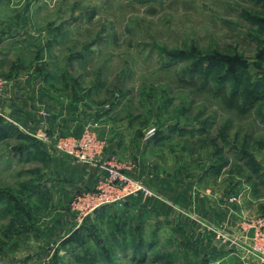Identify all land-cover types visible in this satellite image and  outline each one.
Returning a JSON list of instances; mask_svg holds the SVG:
<instances>
[{
	"label": "rangeland",
	"instance_id": "rangeland-1",
	"mask_svg": "<svg viewBox=\"0 0 264 264\" xmlns=\"http://www.w3.org/2000/svg\"><path fill=\"white\" fill-rule=\"evenodd\" d=\"M263 52L264 0H0L1 61L13 64L20 78L29 71L30 78L46 73L51 87L41 98L85 100L91 112L80 129L51 137L72 144L89 134L98 143L85 151L91 161L54 150L51 160L61 154L70 168L113 161L129 176L118 161L104 158L107 142L91 118L106 116L102 122L115 133L114 141L125 143L129 157L141 155L151 172L140 173L144 179L129 177L157 199L145 178L176 184L170 197L187 206L192 194L207 202L225 197L230 206L241 195L247 221L264 216ZM196 76L201 87L191 81ZM0 78L2 93L9 80ZM220 85L228 92L255 91L263 100L238 114L216 95L213 88ZM155 133H164L159 147ZM18 146L13 138L0 142V264H202L209 255L206 248L182 249L181 255L164 247L158 234L144 233V225L137 231L135 217L117 211L99 217L86 204L83 209L75 199L95 183L79 188L78 176L66 183L55 163L21 156L28 149ZM66 187L70 195L63 201ZM172 201L168 206L183 208ZM194 220L199 235L201 224L209 229L211 223ZM217 228L213 232L224 240ZM247 234L249 247L252 232ZM255 255L251 250L248 262Z\"/></svg>",
	"mask_w": 264,
	"mask_h": 264
},
{
	"label": "crops",
	"instance_id": "crops-1",
	"mask_svg": "<svg viewBox=\"0 0 264 264\" xmlns=\"http://www.w3.org/2000/svg\"><path fill=\"white\" fill-rule=\"evenodd\" d=\"M1 60L2 58H0V76L9 80L8 86L4 87L2 93L0 92V113L7 120L2 121L3 123L15 126L20 134L36 141L40 146L41 152L46 156L47 161L51 160V155L55 153V150L53 151L52 147L43 142L40 135L45 134L48 138H51L55 132L64 135L70 133L74 128L80 129L84 123L88 122L87 113L91 112H88L83 107L85 100H48L49 98L47 96L41 98L42 95L47 94V90L51 87L46 83V73L34 72V76L30 78L31 71H26L29 76L20 78L17 72L13 74V64L5 61L3 63ZM8 75L11 77L8 78ZM102 120H107V117L105 116L101 119L91 118V122L97 124L98 128L96 131L99 134L101 133L100 137L107 142L106 151H109L107 153L109 155L104 158H112V160L118 161L124 166L123 172L132 178L136 177L140 179L139 177L144 176L140 175V173H146L150 177L149 174L151 172L148 170L149 167L145 166L141 155L137 157V154L134 153L129 157L127 152H125V143L122 144L120 140L114 141L115 133L109 128L110 126L107 122H102ZM14 140L17 145H23L25 143L22 139ZM163 141L166 140L164 139ZM159 143L161 142L155 143L158 144L156 145L157 147L160 146ZM155 144H152L153 146L149 145L148 149L152 151V148H155ZM29 149L31 150V148ZM25 152H28V150H25ZM145 152L149 151L145 150ZM55 156H58V158L51 160L53 164H56L53 166L62 171L61 175L63 174L62 177L66 180V183L74 180L73 177L75 176L79 177L77 180L78 184L76 185L79 188H89L90 185L96 182L100 172L99 167L92 166L91 168H86L80 166L70 168V163L67 158L61 154H56ZM133 156L135 158L137 157L136 161L134 160L135 163L137 162L136 164L133 161L131 162ZM127 162L128 164H126ZM138 166L141 168V171H138ZM145 169L146 172H144ZM72 173L76 174L72 176ZM66 174L70 176L68 179L66 178ZM143 181L158 193L161 198L157 199L154 196V199H129L122 204L114 205L111 211H117L122 216L135 217L133 220H136L138 223V232L142 230L140 227L144 225L146 227L143 229L145 234L151 232L158 234L159 244H164V247L167 245L169 247L171 246L179 250L181 255L182 249H198L202 251L206 248L209 251V255L204 259V262L199 260L202 264H220L222 262L223 264H240L238 256L241 255L242 248L248 242L246 222L247 217H250L248 211L245 210L246 206L242 202L244 198H241V195H238L237 205L230 206L226 202L225 197H216L213 202H207L208 200L206 198L200 199L198 196L194 198L192 194L190 195V202L193 203L187 206L184 203L180 204V202H177L178 199H172L170 197V191H172L171 185L176 187V184L165 181L163 177L158 180V183H152L150 180H146V178ZM69 195L68 188H63L61 199L65 201ZM65 196L66 199L64 198ZM200 200L203 203H200ZM170 201L177 202L183 208L179 211L175 210L173 207L168 206V202ZM172 202L171 204H175ZM190 207L193 209L195 207V210H191ZM186 211L190 212L191 217L183 213ZM199 215L202 218L198 217ZM194 217L211 223L206 224L209 228L206 231L202 228L203 224H201V235L196 232V228L197 230L200 229L197 225L198 223L192 224L193 222H190L191 219L195 221ZM217 227L225 234L226 238L224 240L216 238L213 229L217 230Z\"/></svg>",
	"mask_w": 264,
	"mask_h": 264
},
{
	"label": "built area",
	"instance_id": "built-area-1",
	"mask_svg": "<svg viewBox=\"0 0 264 264\" xmlns=\"http://www.w3.org/2000/svg\"><path fill=\"white\" fill-rule=\"evenodd\" d=\"M3 84L4 82L0 78V92ZM0 117L7 121L1 114ZM40 138L57 153L71 156L78 162L83 163L91 161L89 156H86L85 151H91L92 147L96 146L95 144H98L89 136V134L86 138H83L81 143L74 141L72 144V140L67 137L51 139L45 134H41ZM97 147H100L102 150L103 143L99 144ZM99 153L97 152V155H99ZM112 162L113 161H109V163H103L99 166L100 172L95 182L94 190L80 193L75 199L78 203H83V209L84 204H86L88 211L91 212L96 211L103 206L122 204L129 199H135L138 197L151 198L155 196V194L151 190L145 188L141 182L122 174ZM206 227L208 228V226ZM246 228L247 233L250 231L252 232L251 245L248 247L247 242L242 248L243 255L240 262L241 264H264V216L255 217L252 220L247 221ZM216 237L224 238V236L220 234ZM251 250L255 251L256 254V260L254 263L248 262L247 254L250 253Z\"/></svg>",
	"mask_w": 264,
	"mask_h": 264
},
{
	"label": "trees",
	"instance_id": "trees-1",
	"mask_svg": "<svg viewBox=\"0 0 264 264\" xmlns=\"http://www.w3.org/2000/svg\"><path fill=\"white\" fill-rule=\"evenodd\" d=\"M263 61H264V52H263V57H262ZM191 81L196 85L198 84L199 87H201V80L198 76L196 77H192ZM216 90V95L219 97V99L221 100V102L224 104V106H226L228 109L236 111L238 114H246L247 112H249L251 109L254 108V106L259 103L261 100H263L262 95H257L255 91H252L251 93L246 94L243 90H240L239 88H234L231 91H227V89L223 86H219V87H215L213 88ZM158 133H155V135L153 136V141L154 143H158V142H162L165 138L164 133H160V135L158 136ZM22 139L23 142L25 141L26 143L29 142L30 145L29 146H24L25 143H23V145L16 147L18 150H22L24 147L26 149H28V152H19V154L21 156L25 155L28 157H35L38 158L41 162H45L46 156L43 154V152H41L40 150V146L38 145V143L34 140H32L31 138L24 136L22 134H20L17 129L15 128V126L11 125V124H6L3 123L2 119L0 118V142H3L5 140L8 139ZM31 148V150L29 149ZM34 149V150H32ZM141 197L135 198V199H139ZM112 207H114V205H107V206H103L99 209H97L94 213L99 215L100 217L105 216V214H108L109 211H111ZM121 232H124V230H122ZM143 259V258H142Z\"/></svg>",
	"mask_w": 264,
	"mask_h": 264
}]
</instances>
